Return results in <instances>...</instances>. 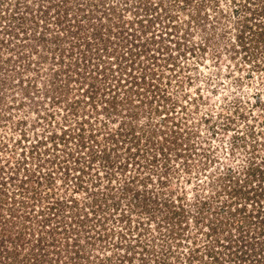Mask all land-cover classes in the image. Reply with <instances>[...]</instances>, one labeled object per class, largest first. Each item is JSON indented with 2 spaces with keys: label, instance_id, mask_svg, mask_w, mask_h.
I'll return each instance as SVG.
<instances>
[{
  "label": "rangeland",
  "instance_id": "374dc122",
  "mask_svg": "<svg viewBox=\"0 0 264 264\" xmlns=\"http://www.w3.org/2000/svg\"><path fill=\"white\" fill-rule=\"evenodd\" d=\"M36 253L264 264V0H0V264Z\"/></svg>",
  "mask_w": 264,
  "mask_h": 264
},
{
  "label": "trees",
  "instance_id": "16d2710c",
  "mask_svg": "<svg viewBox=\"0 0 264 264\" xmlns=\"http://www.w3.org/2000/svg\"><path fill=\"white\" fill-rule=\"evenodd\" d=\"M1 184H4V182H1ZM1 186H2V185H1ZM249 215H250L249 217H253V214H249ZM37 238H38V237H37ZM37 242H39V243L43 242V240H42V236L38 238ZM35 244H38V243L35 242ZM42 244H43V243H42ZM42 247H43L42 249H45V248H44V244L42 245ZM39 249H40V248L38 247V248H36L35 250H39ZM35 250H32V253H33ZM41 254H42V253H36V254H34V255H32V256H28V258H25V261H26L28 264H33V263H35V262L37 261L38 258H40Z\"/></svg>",
  "mask_w": 264,
  "mask_h": 264
}]
</instances>
